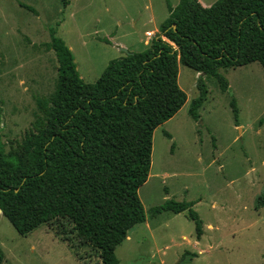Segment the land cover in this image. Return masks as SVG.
Listing matches in <instances>:
<instances>
[{
    "label": "rangeland",
    "instance_id": "obj_1",
    "mask_svg": "<svg viewBox=\"0 0 264 264\" xmlns=\"http://www.w3.org/2000/svg\"><path fill=\"white\" fill-rule=\"evenodd\" d=\"M179 1L0 0L5 151L34 128L38 99L56 89L59 64L47 48L52 32L72 50L84 81L95 83L111 61L145 52L146 41L160 34L169 7ZM216 1L201 0L207 7ZM220 74L230 83L227 92L215 78L180 64L178 83L188 100L155 130L150 176L139 190L147 221L117 248L121 264H264V207L259 206L264 196V69L254 63ZM201 79L209 93L195 120L190 108L200 95ZM170 199L194 203L202 221L200 240L188 211L151 216L152 208ZM57 231L45 225L22 236L0 213L3 264H102L96 250L80 245L71 226L61 235Z\"/></svg>",
    "mask_w": 264,
    "mask_h": 264
},
{
    "label": "trees",
    "instance_id": "obj_2",
    "mask_svg": "<svg viewBox=\"0 0 264 264\" xmlns=\"http://www.w3.org/2000/svg\"><path fill=\"white\" fill-rule=\"evenodd\" d=\"M51 36L56 89L38 99L34 128L9 152L0 106V212L22 236L45 225L61 235L71 226L102 264H121L117 248L147 221L139 190L150 176L155 130L188 100L178 83L180 64L215 78L223 92L230 83L221 70L254 63L264 69V0H218L209 7L180 0L145 52L111 61L95 83L84 81L72 50L55 32ZM197 88L190 108L195 120L209 93L202 79ZM231 105L238 118L236 100ZM193 206L170 199L151 216L188 211L200 240L202 221Z\"/></svg>",
    "mask_w": 264,
    "mask_h": 264
},
{
    "label": "crops",
    "instance_id": "obj_3",
    "mask_svg": "<svg viewBox=\"0 0 264 264\" xmlns=\"http://www.w3.org/2000/svg\"><path fill=\"white\" fill-rule=\"evenodd\" d=\"M199 1H201V0H199ZM148 33H153V32H149V31H148L147 34H148ZM153 35L155 36V34H153ZM154 36H150V37L152 38V37H154ZM150 43H151V42H150L149 40L146 41V44H149V45H150ZM0 213H1V212H0ZM145 223H146V222H145ZM210 227L213 228V226H210ZM130 232H131V231H130ZM127 239L130 240L131 237L129 236Z\"/></svg>",
    "mask_w": 264,
    "mask_h": 264
}]
</instances>
